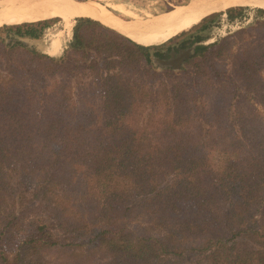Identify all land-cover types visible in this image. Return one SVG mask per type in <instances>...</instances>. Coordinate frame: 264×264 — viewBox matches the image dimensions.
<instances>
[{
  "label": "trees",
  "instance_id": "obj_1",
  "mask_svg": "<svg viewBox=\"0 0 264 264\" xmlns=\"http://www.w3.org/2000/svg\"><path fill=\"white\" fill-rule=\"evenodd\" d=\"M247 8L156 45L0 26V264H264V9L204 41Z\"/></svg>",
  "mask_w": 264,
  "mask_h": 264
},
{
  "label": "bare ground",
  "instance_id": "obj_2",
  "mask_svg": "<svg viewBox=\"0 0 264 264\" xmlns=\"http://www.w3.org/2000/svg\"><path fill=\"white\" fill-rule=\"evenodd\" d=\"M255 2L264 3V0H190L186 5L178 7L179 10L170 12L165 19L139 28L125 26L119 22L124 19L110 16L103 5L90 0H0V5H2L0 26L36 22L64 15L92 17L114 27L139 43L156 45L192 28L209 15L236 5L255 4ZM20 4L21 6H14ZM149 21L151 20L127 22L139 24Z\"/></svg>",
  "mask_w": 264,
  "mask_h": 264
},
{
  "label": "rangeland",
  "instance_id": "obj_3",
  "mask_svg": "<svg viewBox=\"0 0 264 264\" xmlns=\"http://www.w3.org/2000/svg\"><path fill=\"white\" fill-rule=\"evenodd\" d=\"M90 1H93L95 3L98 2L99 4L103 5L108 11V13L110 14V16L112 17H119L122 19H134L132 21L151 20L149 22H141L139 24H135V23H129L127 21L118 19L119 22H122L125 26L140 28V27H145L148 25H153L157 23L158 21H161L163 18L165 19V17L170 15L169 13L173 11L172 10L166 13L168 10H171L174 7H176V10L174 11H177L180 9L178 8L180 7L179 5H182L185 3L187 4L190 0H90ZM263 4L264 3L258 2L256 4H242V5L233 6V7L248 6V8L245 14L241 18L236 19L234 21L229 20L226 14H222L221 17L218 20H216V22L213 25L214 27L212 28V30H210V33L207 35L204 41L206 43H211L213 41L220 39L223 36L235 33V31H237L240 28L248 27V25L251 22H253L255 19L256 9L257 8L264 9ZM14 6H21V4L14 5ZM0 8H2V5H0ZM75 19H71V20L67 19L65 22L62 18L61 19L53 18L52 21L46 26L42 37L35 40L34 42L36 43V45L38 46L40 50L48 51L50 40L52 38H56V39L58 38L61 40V44H62L61 47L64 48L66 46V42L68 38L72 34V29L76 22ZM69 25H72V26L65 28L66 26H69ZM245 30L247 32L245 37L251 38L252 36L250 35V33L253 29L247 28ZM252 33L256 34L257 30L254 32L252 31ZM245 45H246V40L245 38H242L236 44V47L241 48V47H245ZM225 67L230 70L229 59L225 61ZM262 71L264 74V70ZM85 80L88 82L90 79L85 78V77L82 78L79 76H76L74 78L73 91L75 93L81 92L82 90L85 89L84 88Z\"/></svg>",
  "mask_w": 264,
  "mask_h": 264
},
{
  "label": "water",
  "instance_id": "obj_4",
  "mask_svg": "<svg viewBox=\"0 0 264 264\" xmlns=\"http://www.w3.org/2000/svg\"><path fill=\"white\" fill-rule=\"evenodd\" d=\"M78 1H89V0H78ZM185 4H186V3H185ZM185 4H182V5H185ZM182 5H179V6H182ZM177 7H178V6H177ZM175 9H176V7H174V8L171 9V10H168L166 13H168V12H170V11H172V10H175ZM89 18H92V17H89ZM92 19H94V20H96V21H98V22H100V23H102V24H104V25H106V26H108V27H110V28H112V29H115L114 27H112V26H110V25L104 23L103 21H101V20H99V19H95V18H92ZM124 20L132 21V20H134V19H124ZM140 20H141V19H140ZM115 30H117V29H115ZM117 31H118V30H117ZM118 32L121 33V31H118Z\"/></svg>",
  "mask_w": 264,
  "mask_h": 264
},
{
  "label": "crops",
  "instance_id": "obj_5",
  "mask_svg": "<svg viewBox=\"0 0 264 264\" xmlns=\"http://www.w3.org/2000/svg\"><path fill=\"white\" fill-rule=\"evenodd\" d=\"M45 52H47V51H45Z\"/></svg>",
  "mask_w": 264,
  "mask_h": 264
}]
</instances>
